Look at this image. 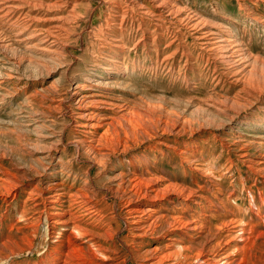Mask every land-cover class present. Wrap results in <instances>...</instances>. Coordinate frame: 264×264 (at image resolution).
<instances>
[{
    "label": "rangeland",
    "instance_id": "374dc122",
    "mask_svg": "<svg viewBox=\"0 0 264 264\" xmlns=\"http://www.w3.org/2000/svg\"><path fill=\"white\" fill-rule=\"evenodd\" d=\"M62 1L0 0V179L12 182L13 176H26L12 188H0V264H51L57 257L52 250L60 242L57 232L64 233L65 238L70 235L69 230L53 227L49 215L54 210L42 198V193L52 191L53 180L63 181L66 189L90 180L88 186L97 190L93 202L101 204L100 216L112 231L110 236L97 239V244L106 248L104 256L86 242L89 235L74 233L76 243H86L88 253L94 254L88 258L91 264H142L144 250L155 243L163 247L165 241L154 242L150 236L143 241L135 238L125 212L126 200L107 190L108 178L120 169L134 171L129 167L132 163L142 172L145 166L149 170L154 167L168 181L204 193L217 207L216 199L222 200L245 229L259 226L264 221V171H252L250 167L257 164L250 161L264 169V0H160L166 1L167 13L155 8L156 0ZM215 36H223L226 46L232 45L233 57H224L221 49L208 42ZM237 66L242 76L233 75ZM87 77L100 78L104 84L95 86L92 81L91 90H85L107 97L126 114L151 113L149 122L137 120L141 130L123 156L115 154L99 163L75 144L80 132L75 126V102L83 90L73 88L85 83ZM232 80L237 83L230 84ZM101 118L109 121L108 116ZM178 129L181 134L176 136ZM164 143L172 147L178 144L204 175L180 162ZM243 152L247 157L240 156ZM82 202L75 200L70 205L65 200L62 209L71 206L82 212ZM159 205L162 209L155 208L159 214L176 215L173 205L164 201ZM176 212L181 215L186 211ZM201 213L199 219L208 220ZM206 214L212 212L207 210ZM258 243L251 254L257 264H264V237ZM73 254L81 257L78 252Z\"/></svg>",
    "mask_w": 264,
    "mask_h": 264
},
{
    "label": "bare ground",
    "instance_id": "6f19581e",
    "mask_svg": "<svg viewBox=\"0 0 264 264\" xmlns=\"http://www.w3.org/2000/svg\"><path fill=\"white\" fill-rule=\"evenodd\" d=\"M4 1V0H3ZM8 1V0H7ZM62 1V0H61ZM71 1V0H70ZM125 1V0H124ZM156 0L155 8L160 9L162 12H166L165 2ZM263 1V0H261ZM41 2V1H40ZM52 2V1H51ZM59 2V1H58ZM63 2V1H62ZM132 2V1H131ZM130 2V4H131ZM134 2V1H133ZM154 2V1H153ZM159 2V3H158ZM172 2V1H171ZM20 3V2H19ZM25 3V2H24ZM56 3V2H54ZM138 3V2H137ZM17 4V3H16ZM41 4V3H40ZM63 4V3H62ZM69 4V3H68ZM74 4V3H73ZM143 4V3H142ZM22 5V4H21ZM49 5H51L49 3ZM55 5V4H54ZM57 5V4H56ZM75 5V4H74ZM127 5V4H125ZM161 5V6H160ZM175 5V4H174ZM45 6V4L43 5ZM64 6V5H63ZM146 6V5H144ZM143 6V7H144ZM150 6V5H149ZM155 6V5H154ZM170 6V5H169ZM173 6V4H172ZM4 7V6H3ZM17 7V6H16ZM49 7V6H48ZM73 7V6H72ZM126 7V6H125ZM139 8V6H137ZM142 7V6H141ZM167 7V6H166ZM121 8V7H120ZM130 8V7H129ZM135 8V7H134ZM176 8V7H175ZM174 8V9H175ZM178 8V7H177ZM247 8V7H246ZM245 8V9H246ZM7 9V8H6ZM29 9V8H28ZM127 9V8H126ZM169 9V8H168ZM184 9V8H183ZM2 10V9H1ZM9 10V9H8ZM130 10V9H129ZM173 10V9H172ZM188 10V8H187ZM5 11V10H4ZM20 11V10H19ZM136 11V10H134ZM156 11V10H155ZM177 11V10H176ZM190 11V9H189ZM250 11V10H249ZM9 12V11H8ZM67 12V11H66ZM71 12V11H70ZM139 12V10L137 11ZM148 12V11H146ZM146 12L144 14H146ZM169 12V11H168ZM172 12V11H171ZM181 12V11H180ZM188 12V11H187ZM192 12V11H191ZM246 12V11H245ZM11 13V12H10ZM119 13V12H118ZM126 13V12H125ZM141 13V11L139 12ZM167 13V12H166ZM156 14V13H155ZM178 14V12L176 13ZM175 14V15H176ZM183 14V13H182ZM186 14V12H185ZM4 15V14H3ZM7 15V13H6ZM9 15V14H8ZM24 15V14H23ZM30 15V14H29ZM129 15V14H128ZM132 15V14H131ZM148 15V14H147ZM152 15V14H151ZM158 15V14H157ZM180 15V14H179ZM192 15V14H191ZM195 15V13H194ZM12 16V15H11ZM10 16V17H11ZM18 16V15H17ZM27 16V15H26ZM142 16V15H141ZM154 16V15H153ZM152 16V19H153ZM196 16V15H195ZM3 17V16H2ZM7 17V16H5ZM35 17V16H34ZM34 17H32L34 19ZM121 17V16H119ZM126 17V16H125ZM133 17V16H131ZM159 17V16H158ZM186 17V16H185ZM184 17V18H185ZM190 17V16H189ZM197 17V16H196ZM22 18V17H21ZM27 18V17H26ZM29 18V17H28ZM60 18V17H59ZM148 18V17H147ZM162 19V17H160ZM171 18V17H170ZM178 18V17H177ZM183 18V17H182ZM194 18V17H193ZM227 18V17H226ZM20 19V18H19ZM64 19V18H62ZM121 19V18H120ZM155 19V18H154ZM160 19V20H161ZM181 19V18H180ZM201 19V17L199 18ZM209 19V18H208ZM243 19V18H242ZM204 20V18H203ZM202 20V21H203ZM24 21V20H23ZM123 21V20H122ZM135 21V19H134ZM171 21V20H170ZM177 21V20H176ZM181 21V20H180ZM194 20L187 19L188 23H194ZM22 22V21H21ZM59 22V21H58ZM143 22V21H142ZM164 22V21H163ZM167 22V21H166ZM169 22V21H168ZM182 22V21H181ZM208 22V20H207ZM139 23V22H138ZM153 23V22H152ZM209 23V22H208ZM212 23V22H211ZM10 24V23H9ZM23 24V23H22ZM61 24V23H60ZM63 24V23H62ZM143 24V23H142ZM146 24V23H145ZM185 24V23H184ZM183 24V25H184ZM204 24V23H203ZM222 24V23H220ZM252 24V23H251ZM28 25V24H27ZM144 25V24H143ZM148 25V24H147ZM164 25V24H163ZM176 25V24H175ZM190 25V24H189ZM202 25V24H201ZM213 25V24H212ZM16 26V25H14ZM56 26V25H55ZM140 26V25H139ZM145 26V25H144ZM143 26V27H144ZM186 26V25H185ZM217 26V25H216ZM23 27V26H22ZM53 27V26H52ZM194 27V26H193ZM223 27V26H222ZM221 27V28H222ZM24 28V27H23ZM56 28V27H54ZM172 28V27H171ZM219 28V27H218ZM34 29V28H33ZM37 29V28H36ZM45 29V28H44ZM48 29V27H47ZM62 30L64 28H61ZM147 29V28H146ZM198 29V28H197ZM206 29V28H205ZM220 29V28H219ZM5 30V29H4ZM53 30V29H52ZM137 30V29H136ZM223 30V28H222ZM226 30V29H225ZM1 31V30H0ZM51 31V30H50ZM55 31V30H54ZM52 31V32H54ZM149 31V30H148ZM164 31V30H163ZM168 31V30H167ZM177 31V30H176ZM206 31V30H205ZM214 31V30H213ZM233 31V30H232ZM39 32V30H38ZM37 32V33H38ZM48 32V31H47ZM46 32V33H47ZM173 32V31H172ZM202 32V31H201ZM35 33V35H37ZM55 33V32H54ZM131 33V32H130ZM149 33V32H147ZM158 33V32H157ZM170 33V32H169ZM179 33V32H178ZM183 33V32H181ZM194 33V32H193ZM33 34V33H32ZM53 34V33H52ZM146 34V32H145ZM163 34V33H161ZM177 34V33H176ZM209 34V33H208ZM227 34V33H226ZM229 34V33H228ZM31 35V34H30ZM29 35V36H30ZM50 35V34H48ZM47 35V36H48ZM57 35V34H55ZM59 35V34H58ZM61 35V34H60ZM180 35V34H178ZM172 36V35H170ZM207 36V35H205ZM213 36V35H212ZM230 36V35H229ZM239 36V35H238ZM53 37V36H52ZM211 37V36H210ZM223 37V36H222ZM222 37H212L210 39L212 45L216 46L218 49L222 50L223 56H232V49L226 46V40ZM42 38V37H41ZM44 38V36H43ZM42 38V39H43ZM208 38V37H207ZM30 39V38H29ZM153 39V38H152ZM234 39V38H233ZM24 40V38H23ZM48 40V39H47ZM59 41V39H57ZM138 40V38H137ZM180 40V39H179ZM195 40V39H194ZM228 40V38H227ZM235 40V39H234ZM6 41V40H5ZM4 41V42H5ZM45 41V40H44ZM56 41V39H55ZM122 41V40H121ZM238 41V40H237ZM236 41V42H237ZM2 42V41H1ZM37 42V41H36ZM41 42H43L41 40ZM50 42V41H49ZM182 42V41H181ZM235 42V43H236ZM10 43V42H9ZM39 43V42H38ZM59 43V42H57ZM56 43V44H57ZM118 43V42H117ZM239 43V42H238ZM7 44V43H6ZM41 44V43H39ZM136 44V43H135ZM150 44V43H149ZM25 45V44H24ZM60 45V44H59ZM123 45V43H122ZM201 45V44H200ZM229 45V44H228ZM243 45V44H242ZM2 45H0L1 47ZM3 46H5L3 44ZM50 46V45H49ZM181 46V45H180ZM192 46V45H191ZM26 47V45H25ZM24 47V48H25ZM58 47V46H57ZM165 47V46H164ZM204 47V46H203ZM245 47V46H244ZM4 48V47H3ZM6 48V47H5ZM10 48V47H9ZM28 48V46H27ZM40 48V47H39ZM138 48V47H137ZM176 48V47H175ZM207 48V47H206ZM212 48V47H211ZM215 48V49H217ZM2 49V48H1ZM31 49V48H30ZM43 49V48H42ZM151 49V48H150ZM163 49V48H162ZM249 49V48H248ZM4 50V49H3ZM9 51V49H7ZM207 50V49H206ZM2 51V50H1ZM40 51V50H39ZM155 51V50H154ZM160 51V50H159ZM234 51V50H233ZM237 51V50H236ZM248 51V50H246ZM43 52V51H42ZM56 52V51H55ZM49 53V52H48ZM246 53V52H245ZM40 54V53H39ZM44 54V53H43ZM53 53H51L52 55ZM164 54V53H163ZM183 54V53H182ZM186 54V53H185ZM190 54V53H189ZM216 54V53H215ZM239 54V53H238ZM243 54V53H242ZM247 54V53H246ZM249 54V53H248ZM49 55V54H48ZM169 55V54H168ZM175 55V54H174ZM187 55V54H186ZM193 55V54H192ZM236 55V54H235ZM43 56V55H42ZM167 56V55H166ZM171 56V55H170ZM199 56V55H198ZM224 56V57H225ZM237 56V55H236ZM242 56V55H240ZM239 56V57H240ZM52 57V56H51ZM190 57V56H189ZM207 57V56H206ZM213 57V56H211ZM210 57V58H211ZM233 57V56H232ZM231 57V58H232ZM6 58V57H5ZM118 58V57H117ZM193 58V57H192ZM197 58V57H196ZM215 58V57H214ZM227 58V57H226ZM45 59V58H44ZM166 59V57H165ZM194 59V58H193ZM209 59V58H208ZM217 59V58H216ZM246 59V58H245ZM244 59V60H245ZM222 60V59H221ZM220 60V61H221ZM254 60V59H253ZM35 61V60H31ZM38 61V60H37ZM161 61V60H160ZM225 61V60H224ZM235 61V60H234ZM40 62V60H39ZM42 62V61H41ZM118 62V61H117ZM233 62V61H232ZM248 62V61H247ZM191 63V62H190ZM206 63V62H204ZM230 63V62H229ZM240 63V62H239ZM252 63V62H251ZM158 64V63H157ZM233 64V63H232ZM238 64V63H237ZM235 64V65H237ZM244 64V63H242ZM246 64V63H245ZM18 65V64H17ZM134 65V64H133ZM225 65V63H224ZM253 65V64H252ZM258 65V63H257ZM261 65V64H260ZM201 66V65H200ZM232 66V65H231ZM243 66V65H242ZM245 66V65H244ZM243 66V67H244ZM251 66V65H250ZM167 67V66H166ZM220 67V66H219ZM230 67V65H229ZM174 68V67H173ZM203 68V67H202ZM227 68V67H226ZM252 68V66L250 67ZM259 68V65H258ZM261 68V67H260ZM259 68V70H260ZM214 69V68H213ZM246 69V68H245ZM244 69V70H245ZM168 70V69H167ZM229 70V69H228ZM232 70V69H231ZM250 70V69H249ZM256 70V69H255ZM128 71V70H127ZM214 72V70H212ZM209 72V71H208ZM230 72V71H229ZM242 69H239V66L235 68L233 75L239 77ZM246 72V70H245ZM249 72V71H248ZM95 73V72H94ZM201 74V73H200ZM218 74V73H217ZM14 75V74H13ZM101 75V74H100ZM107 75V74H106ZM232 75V74H231ZM255 75V74H254ZM259 75V74H258ZM256 75V76H258ZM9 76V75H8ZM11 76V75H10ZM16 77V76H15ZM84 77V76H83ZM213 77V76H212ZM229 77V76H228ZM245 77V76H244ZM243 77V78H244ZM3 78V77H2ZM88 78V77H87ZM211 78V77H210ZM106 79V78H105ZM212 79V78H211ZM235 79V78H234ZM258 79V78H257ZM100 78H88L85 83H77L73 90H83V92L77 97L75 104H77L76 111V127L79 129V137L75 141L78 149L81 152L92 154L91 160L99 163L103 158L111 157L115 154L124 155L125 150L129 147V144L132 142V139L136 136L140 125L137 120L149 122L147 120L150 118L149 115H142L135 112V114H126L120 106H117L109 102L107 97H98L95 93L90 92L85 89H90L92 86L89 84L92 83L95 86L103 85L104 83L100 82ZM227 80V79H226ZM103 81V80H102ZM214 81V80H213ZM238 81V78L237 80ZM235 80L230 82L234 85L237 83ZM234 82V83H233ZM245 82V81H244ZM1 83V82H0ZM2 84V83H1ZM223 84V83H222ZM13 85V84H12ZM93 85V86H94ZM221 86V85H220ZM18 87V86H17ZM103 87V86H102ZM230 87V86H229ZM236 87V86H235ZM245 87V86H244ZM228 91V89H227ZM100 93V92H99ZM220 93V92H219ZM107 94V93H106ZM237 94V93H236ZM42 95V94H41ZM71 95V94H70ZM103 95V94H102ZM226 96V95H225ZM2 97V96H1ZM44 97V95H43ZM46 97V96H45ZM53 98V97H52ZM118 98V97H117ZM121 98V97H120ZM48 99V98H46ZM224 99V98H223ZM43 100V99H42ZM54 100V99H53ZM58 100V99H56ZM225 100V99H224ZM228 100V99H226ZM39 101V100H38ZM222 101V100H221ZM41 102V99H40ZM45 102V101H44ZM60 103V102H59ZM225 103V102H224ZM232 104V103H230ZM43 105V104H42ZM63 105V104H62ZM216 105V104H215ZM227 105V104H226ZM61 106V105H60ZM219 106V105H218ZM217 106V107H218ZM230 106V105H229ZM55 107V106H54ZM66 107V106H65ZM129 107V106H128ZM216 107V106H215ZM216 107V108H217ZM224 107V106H223ZM50 108V107H49ZM58 108V107H57ZM124 108V106H123ZM220 108V107H219ZM51 109V108H50ZM49 109V111H51ZM146 109V108H142ZM72 110V109H71ZM102 110V111H99ZM137 110V109H135ZM223 110V108H222ZM145 111V110H144ZM45 112V111H44ZM70 112V111H69ZM138 112V111H137ZM140 112V110H139ZM33 113V112H32ZM129 113V111H128ZM131 113V112H130ZM153 113V112H152ZM221 113V112H220ZM227 113V111H226ZM38 114V113H37ZM49 114V113H48ZM74 115V113H73ZM153 115V114H152ZM155 115V114H154ZM227 115V114H225ZM42 116V115H41ZM102 116H108L109 121L102 119ZM44 117V116H43ZM168 116H166L167 118ZM39 118V117H38ZM71 118V117H69ZM103 123H101V119ZM165 118V117H163ZM165 118V119H166ZM73 119V118H72ZM33 120V119H32ZM38 120V119H37ZM162 120V119H161ZM151 121V120H150ZM155 121V120H154ZM160 121V120H159ZM158 121V122H159ZM170 121V120H169ZM32 122V121H31ZM34 122V121H33ZM157 122V123H158ZM166 122V121H165ZM172 122V120H171ZM170 122V123H171ZM52 123V122H51ZM156 123V121L154 122ZM162 123V121H161ZM169 123V124H170ZM45 124V123H43ZM74 124V123H73ZM72 124V125H73ZM147 124V123H146ZM153 124V123H151ZM150 124V125H151ZM179 124V123H178ZM182 123H180L181 125ZM154 125V124H153ZM166 125V124H164ZM172 125V124H171ZM174 125V124H173ZM176 125V124H175ZM32 126V125H31ZM161 126V125H160ZM167 126V125H166ZM170 126V125H169ZM158 127V126H157ZM163 127V126H162ZM161 128V127H160ZM155 129V128H154ZM157 129V128H156ZM170 129V128H169ZM177 129V127H175ZM76 130V129H74ZM102 130V131H100ZM141 130V129H140ZM149 131V129H147ZM146 130V131H147ZM163 130V129H162ZM34 131V130H33ZM45 131V130H44ZM145 131V132H146ZM151 131V130H150ZM174 132V131H173ZM172 132V133H173ZM179 129L176 130V136H179ZM37 133V131H36ZM50 133V132H49ZM76 133V132H74ZM171 133V134H172ZM146 134V133H145ZM181 134V132H180ZM39 136V135H38ZM76 136V135H75ZM76 139V138H75ZM148 139V138H146ZM166 139V138H165ZM177 140V139H176ZM242 140V139H241ZM40 141V140H39ZM171 141V140H170ZM226 141V139L224 140ZM223 141V142H224ZM237 142V141H236ZM134 143V142H133ZM142 143V142H141ZM240 143V142H239ZM264 143V142H263ZM225 144V143H224ZM175 147L164 143L163 147L171 149L178 156L180 162L186 163L194 172H197L199 175H204L203 172L196 167L192 158L185 157V151L180 150L178 144H175ZM177 145V146H176ZM228 145V144H227ZM228 149V148H227ZM234 149V148H233ZM246 149V148H245ZM192 150V149H191ZM170 151V150H169ZM231 152V151H230ZM144 153V152H143ZM158 153V152H157ZM199 153V152H198ZM88 154V156H89ZM234 154V153H233ZM166 155V154H165ZM228 155V154H227ZM87 156V155H86ZM119 156V155H118ZM230 156V155H229ZM241 157H247L245 152L241 153ZM88 158V157H87ZM260 158V157H259ZM258 158V159H259ZM237 159V158H236ZM248 159V158H247ZM139 160V159H138ZM253 160V159H252ZM250 161V163L257 164L256 168H251L252 171L259 173L264 171V169H259V163L255 161ZM106 161V160H105ZM241 161V160H240ZM129 162V161H128ZM175 162V161H174ZM249 162V161H248ZM64 163V162H63ZM156 163V162H155ZM202 163V162H201ZM89 164V163H88ZM96 164V163H95ZM205 164V163H204ZM230 164V163H229ZM233 164V163H232ZM246 164V163H245ZM194 165V166H192ZM253 165V164H252ZM2 166V165H1ZM123 166V165H122ZM254 166V167H255ZM129 167L133 168L134 171H126L120 169V171L114 174L109 179L110 187L107 188L108 191L113 192L115 196H119L122 199L126 200L125 212L129 215L131 224L133 225L134 237L141 239L150 236L153 238L154 242L165 241L163 247H158L156 243L154 246L144 250L142 255L143 261L142 264H257L251 254L252 250L258 247V240L264 237V228L261 225H264V221H261V224L257 227L244 228L241 223L235 219V216L231 210H227L224 202L219 200L217 197V203L219 206L214 205L213 202L206 196L204 193H199V191L194 188L184 186L183 184L173 183L157 174V171L154 167H151V170L145 166V169L142 172L141 167L138 168L136 163L129 164ZM249 167V166H248ZM60 168V167H59ZM202 168V166H201ZM233 168V167H232ZM139 169V170H138ZM136 170L138 171L136 173ZM248 170V169H247ZM61 173V170H59ZM88 172V171H87ZM105 172V171H104ZM24 173V172H23ZM28 173V172H27ZM70 173V172H69ZM4 174V173H3ZM105 174V173H104ZM22 175V174H21ZM10 176V175H9ZM53 176V175H52ZM25 174L21 179L25 178ZM89 177V176H88ZM109 177V176H108ZM6 178V177H5ZM90 178V177H89ZM11 180L0 179L1 185L0 188L13 187L16 183H19L21 179L16 177H11ZM65 179V178H64ZM72 179V178H71ZM63 180V179H62ZM85 180V179H84ZM198 180V179H197ZM19 181V182H17ZM45 182V181H44ZM255 182V181H254ZM260 182V181H259ZM215 183V182H214ZM262 183V182H260ZM37 184V183H36ZM51 184V183H50ZM73 184V183H72ZM84 185L79 186L73 189V185H69L66 189V185L61 180H53L52 191L49 194L42 193L43 200L48 202V207L51 211L50 213V222L53 227H59L63 231L69 230V235L67 238L64 237V233L57 232L60 242L53 247L52 250H56L57 257L54 260H51V264H91L88 259L94 254H90V248L86 246V243H76V236H85L89 235L90 239L86 241L88 244L95 246L100 254L104 256V248L102 245L97 244L98 240L102 239L104 236H110L112 231H110L109 226L103 223V217L100 216L101 208L96 201L93 202L97 195V190L94 191L91 189L90 180H87L83 183ZM204 184V183H203ZM210 186V185H209ZM206 187V186H205ZM17 188V187H16ZM25 188V187H24ZM47 188V189H48ZM211 188V187H210ZM34 189V188H33ZM74 190V191H72ZM105 190V189H103ZM203 190V189H202ZM210 190V189H209ZM246 190V189H245ZM10 191V190H9ZM29 191V190H28ZM72 191V192H70ZM107 191V193H108ZM32 193V192H31ZM250 193V192H249ZM38 194V193H37ZM111 194V193H110ZM226 194V193H225ZM258 194V193H257ZM7 195V194H6ZM23 195V194H22ZM29 196V192L27 193ZM228 195V194H227ZM41 196V195H40ZM106 196V195H105ZM104 196V198H105ZM111 196V195H110ZM32 197V196H31ZM251 197V196H250ZM253 197V196H252ZM103 198V199H104ZM236 198V197H235ZM118 199V198H117ZM163 199L162 201H160ZM67 200L68 203L74 202L75 200L83 201L85 207L82 212L77 211L74 208L63 210V204ZM159 200V201H158ZM102 201V200H101ZM166 202L169 205H173V214H159L157 210L162 209V206L159 204ZM262 201V199H261ZM159 202V203H158ZM177 202H179L177 204ZM206 206H202L204 204ZM123 204V203H122ZM84 205V204H83ZM81 205V206H83ZM179 205V207L175 206ZM255 205V204H254ZM46 206V205H45ZM236 206V205H235ZM80 207V206H79ZM125 207V206H124ZM171 207V206H170ZM221 209H220V208ZM39 208V207H38ZM239 208V207H238ZM45 209V208H44ZM43 209V210H44ZM165 209V208H164ZM243 209V208H242ZM251 209V208H250ZM177 210L186 211L181 215L177 214ZM207 210L212 212L208 215ZM240 210V209H239ZM200 211H202L205 218L208 220L201 221ZM221 211V213H220ZM122 212V211H121ZM162 212V211H161ZM258 212V211H257ZM114 213V211H113ZM215 213V214H214ZM254 213V212H253ZM48 214V213H47ZM115 214V213H114ZM38 215V214H37ZM41 215V214H40ZM43 215V214H42ZM41 215V216H42ZM125 215V214H124ZM111 216V214H110ZM109 216V217H110ZM239 216V214H238ZM258 216V215H257ZM125 217V216H124ZM251 217V216H250ZM41 218V217H40ZM261 218V217H260ZM39 219V218H38ZM49 219V218H48ZM112 219V218H111ZM240 219V218H238ZM253 220V219H252ZM33 221V220H32ZM38 221V220H37ZM127 221V220H125ZM213 221V225L211 224ZM126 224V223H125ZM130 224V223H129ZM246 224V222H245ZM254 225V224H253ZM55 227V228H56ZM54 228V229H55ZM97 228V229H94ZM164 229L161 233H156L159 229ZM48 232V231H47ZM53 232V231H52ZM74 233H76L74 235ZM56 237V236H55ZM106 238V237H105ZM98 239V240H97ZM11 240V239H10ZM53 240V239H52ZM63 240V241H61ZM112 240V239H110ZM68 241V243L66 242ZM85 241V240H84ZM107 241V240H106ZM162 241V242H163ZM239 242L240 247L235 245ZM67 244V245H66ZM139 244V243H138ZM145 245V244H144ZM132 246V245H131ZM141 246V245H140ZM160 246V245H159ZM73 247V249H72ZM138 247V246H137ZM142 248V247H141ZM137 250V249H136ZM10 252V250H9ZM74 252L80 254L74 255ZM138 252V251H137ZM55 254V253H54ZM89 254V256H86ZM92 258V257H91ZM47 259V258H46ZM62 263H58L59 261ZM139 260V259H138ZM94 261V259H93ZM92 262V261H91ZM139 262V261H138ZM108 264V263H107Z\"/></svg>",
    "mask_w": 264,
    "mask_h": 264
}]
</instances>
